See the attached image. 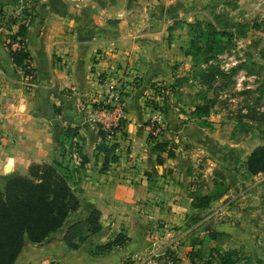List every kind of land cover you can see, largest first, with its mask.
Returning <instances> with one entry per match:
<instances>
[{
  "label": "crops",
  "instance_id": "0c3cea01",
  "mask_svg": "<svg viewBox=\"0 0 264 264\" xmlns=\"http://www.w3.org/2000/svg\"><path fill=\"white\" fill-rule=\"evenodd\" d=\"M211 1L39 0L25 39L35 72L27 96L16 84L4 46L17 26L5 25L12 12L0 14V189L25 176L31 165L50 164L58 157L55 134L78 128L87 163L73 186L80 207L67 225L97 210L101 227L77 249L63 243L64 229L41 244L25 240L15 264H147L153 253L163 251L176 264H219L215 252L231 250L257 255L264 264V218L253 209L246 215L245 196L233 207L224 203L225 196L206 209L193 208V196L174 182L171 161L154 153L147 141L149 111L139 104L150 82L163 79L167 66L185 59L174 25L211 16ZM236 5L231 15L251 23L253 46L264 49V0H237ZM112 77L129 90L127 139L117 147L129 153L117 152V161L102 170L97 128L84 118L88 110H80L79 100L97 101L106 91L98 79ZM54 108L60 112L55 119ZM117 236L121 245L96 252Z\"/></svg>",
  "mask_w": 264,
  "mask_h": 264
},
{
  "label": "rangeland",
  "instance_id": "374dc122",
  "mask_svg": "<svg viewBox=\"0 0 264 264\" xmlns=\"http://www.w3.org/2000/svg\"><path fill=\"white\" fill-rule=\"evenodd\" d=\"M38 1L0 0L2 15L12 12L5 25L12 21L10 26L16 25L18 29L20 24L28 21L31 24ZM220 3L224 6L218 10ZM236 3L237 0L211 1V16L192 23L178 21L174 25L181 44L178 52L185 59L167 66L163 79L150 82L149 87L143 90L139 104L149 111L145 121L147 141L154 146H164L162 154L171 161V172L176 173L172 177L180 188L186 189L192 196L209 194L214 197L224 193L222 198L228 196L224 203L232 207L245 196L250 205L244 209L246 215H250L246 210L253 209L252 212L263 219L264 174L248 175L245 160L255 148L264 145V49L253 46L251 23L244 17L231 15L230 11L237 7ZM197 23H209L214 29L226 33L217 40L218 49L204 47L203 53L186 57L184 53L190 50V38H199L200 31L190 27ZM15 34L8 33L4 41L9 56L13 50L28 52L25 40H14ZM14 69L16 84L23 95L31 94L35 81L31 63L29 70L15 65ZM98 81L106 91L95 102L80 99L82 105L79 108L84 113L88 110L83 116L97 128L98 138L99 133L103 134L106 148L114 144L118 147L127 139L124 118L129 90L114 77L108 81L99 78ZM201 106L207 107L209 112L203 114L196 111L195 108ZM59 115V110L54 108L51 116L55 119ZM61 132L54 137L58 156L54 160L61 161L69 169L78 166L77 173L72 175L76 186L83 167L78 165L80 160L75 148H69L64 141L63 148L67 154L61 160ZM117 150L115 155L122 151L129 153L125 149ZM230 175L233 178L228 184ZM237 255H240L237 264H263L257 255Z\"/></svg>",
  "mask_w": 264,
  "mask_h": 264
},
{
  "label": "trees",
  "instance_id": "16d2710c",
  "mask_svg": "<svg viewBox=\"0 0 264 264\" xmlns=\"http://www.w3.org/2000/svg\"><path fill=\"white\" fill-rule=\"evenodd\" d=\"M2 15V13L0 12ZM30 24H20L14 35V40L24 41L27 29ZM191 29L197 28L199 38H190L189 49L185 51L186 57L197 56L203 53L204 47L218 49L220 37L224 33L216 30L209 23L194 24ZM199 28H202L199 30ZM208 32L205 34V32ZM201 38V39H200ZM203 38V41H202ZM199 42H202L199 43ZM12 63L23 70L30 69L31 57L24 50H13L10 54ZM30 73V72H28ZM196 111L207 114V107H196ZM59 142L60 158H65L66 151L64 143L69 148H75L76 155L80 159V167L87 163V157L82 153V146L79 142L78 128H65L61 132ZM99 144L96 151L104 155L102 170H105L109 163L117 161L115 151L117 145L106 148L103 141V134L99 133ZM161 144L154 146V153L160 156L163 151ZM160 154V155H159ZM160 162V157L157 159ZM78 166L72 169L63 165L61 161L54 160L50 164H33L29 167L25 176H19L9 180L0 189V264H15L25 240L32 244H41L51 235L64 229L62 241L70 249H77L89 236L100 230V213L94 210L87 219L67 225V221L80 207V201L73 189V173H77ZM245 172L250 176L264 174V145L255 148L245 160ZM225 194L193 195L192 207L200 210L206 209L212 202L221 199ZM122 244L120 236H117L110 243L98 247L96 252L103 253L112 247ZM239 252L231 250L228 252H215L219 264H237Z\"/></svg>",
  "mask_w": 264,
  "mask_h": 264
},
{
  "label": "built area",
  "instance_id": "2783aa9c",
  "mask_svg": "<svg viewBox=\"0 0 264 264\" xmlns=\"http://www.w3.org/2000/svg\"><path fill=\"white\" fill-rule=\"evenodd\" d=\"M80 160V159H79ZM147 264H176L175 259L166 251L153 253Z\"/></svg>",
  "mask_w": 264,
  "mask_h": 264
}]
</instances>
